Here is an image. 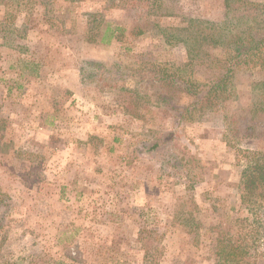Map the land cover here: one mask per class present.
<instances>
[{
  "label": "rangeland",
  "instance_id": "1",
  "mask_svg": "<svg viewBox=\"0 0 264 264\" xmlns=\"http://www.w3.org/2000/svg\"><path fill=\"white\" fill-rule=\"evenodd\" d=\"M190 21L221 0H0V264H216L264 152V65L190 59L169 31Z\"/></svg>",
  "mask_w": 264,
  "mask_h": 264
},
{
  "label": "trees",
  "instance_id": "2",
  "mask_svg": "<svg viewBox=\"0 0 264 264\" xmlns=\"http://www.w3.org/2000/svg\"><path fill=\"white\" fill-rule=\"evenodd\" d=\"M71 1V0H66ZM224 8V21L220 25L207 23L209 30L202 31L193 26L171 29L177 42L182 43L187 56L201 53L200 43L210 42L225 50V61L231 67H240L248 63L264 65V0H221ZM118 27L107 23L100 42L108 44L117 37ZM193 42H192V41ZM222 68H225L223 65ZM222 79L211 87H221ZM183 92L198 100L189 108L202 103L209 97V89L201 95L199 87L184 84ZM196 110V109H195ZM242 192L241 204L246 216L237 219L235 233L220 232L216 235L213 256L216 264H258L255 249L264 236V152H259L248 160L240 174ZM254 261V262H250ZM215 263V261H214Z\"/></svg>",
  "mask_w": 264,
  "mask_h": 264
}]
</instances>
